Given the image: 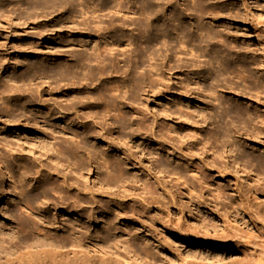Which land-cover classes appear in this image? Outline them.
Masks as SVG:
<instances>
[{
    "label": "rangeland",
    "instance_id": "1",
    "mask_svg": "<svg viewBox=\"0 0 264 264\" xmlns=\"http://www.w3.org/2000/svg\"><path fill=\"white\" fill-rule=\"evenodd\" d=\"M115 1L134 11L128 15L140 27L121 24L128 18L113 11ZM195 2L206 8H195ZM93 7L99 10L92 16ZM139 11L138 0H17L4 7L1 17L14 18L0 32L8 59L0 67V107L6 112L0 116V226L11 223L7 198L12 204L19 190L38 191L32 172L37 151L31 141L42 137V120L68 131L79 129L78 123L65 122L74 116L67 108L75 101L72 93L104 92L98 102L88 100L112 127L114 147L132 157L137 169H125L123 185L103 197V215L84 224L86 255L65 256L66 264H242L247 252L264 263L256 245L264 241V131L258 116L264 115V59L257 39L264 40V0H162L160 5L152 1L144 14ZM175 24L183 27V37ZM222 30L230 46L216 37ZM182 38L187 40L183 45ZM112 40L124 51L116 54L118 59L108 63V54L102 53V62L84 61L64 77L53 73L73 56L91 53L94 42ZM150 65L157 72L174 67L166 83L176 94L158 96L157 84L147 92L144 74ZM10 73L31 79H18L11 87ZM138 75L142 82L133 84ZM112 85L118 90L110 95ZM185 105L192 110L189 118L181 115ZM228 107L237 115L221 117ZM106 108L111 110L105 113ZM200 115L205 117L202 126ZM16 123L20 126L12 128ZM195 138L219 154L217 169L204 165L208 159L203 152L198 155L203 148L200 142L194 145ZM83 142L97 149L103 145L87 137ZM88 154L93 155L82 152L86 160ZM94 160H101L100 154L92 158L93 165ZM190 166L199 167L207 182L194 178ZM108 200L126 208V220L112 219L115 210ZM56 216L61 229L51 228L52 235L64 231L62 215ZM127 253L134 258L124 259Z\"/></svg>",
    "mask_w": 264,
    "mask_h": 264
},
{
    "label": "bare ground",
    "instance_id": "2",
    "mask_svg": "<svg viewBox=\"0 0 264 264\" xmlns=\"http://www.w3.org/2000/svg\"><path fill=\"white\" fill-rule=\"evenodd\" d=\"M16 1L17 0H0V32L2 29H5V23L8 21L11 23L10 20L7 19H10L13 16H6L7 19L2 18L1 16L4 7L6 4H10L13 7L15 6ZM138 1L140 7L139 13L144 14L150 8L152 1H155L157 5H160L162 0ZM121 6L122 4L119 1H115L113 9L114 12L126 15L128 18L126 20L123 19L121 24L128 22L140 27V23L136 21L135 18L128 15L134 11L129 7L122 9ZM194 7L199 10L206 8L205 4L202 2H195ZM96 10H99V8L93 7V10H90L92 16ZM80 23L83 24L85 21L81 20ZM175 27V30H178L183 37V27L179 25H176ZM226 27L227 26L224 25L223 28ZM225 33H227V31L225 32V30H222L220 33L216 34V37L219 38L223 44L229 45L231 41L228 40ZM257 39L260 45V52L264 59V40L261 38ZM186 41V39L182 38L180 44L183 45ZM116 43V40H112L111 42L104 41L102 45L94 42L91 53L88 55L78 54L73 56L74 61L63 65L60 68L58 67L57 70L54 69L55 72L53 70V73H60V76L64 77L68 75L71 69L77 68L78 65L84 63V61L90 62L91 59H99V61L102 62L105 59L104 54L102 53L108 54L110 60H107V62L110 63L111 59H118L116 54L124 53L123 50L116 49ZM124 43L128 45V42L124 41ZM191 49L192 48H190V50ZM177 59H179V57ZM122 60L125 61V58ZM5 64H8L7 47L5 42L0 41V67L3 68ZM11 66H16V63H11ZM116 67L117 66H114L113 68L116 69ZM173 68L172 65H169L167 72L162 69L157 72V69L159 68L150 65L144 74L149 79L147 92H153L156 87L158 89V96L162 94L165 98H169L168 95L176 94L166 83L171 77L169 70ZM38 73H40V71H34L33 75L38 76ZM73 73L74 70H72L71 74ZM154 74L156 75L154 76ZM39 75H41V73ZM140 77V75L136 78L133 77V84L141 83L142 81H138ZM7 79L11 82V87H13L17 84L18 79L23 82L25 79L29 81L31 77L29 75H26V77H17L15 74L10 73ZM189 81L191 82V80ZM159 83L162 85L159 86ZM155 84L157 85L155 86ZM187 84H189V82L185 85ZM2 86L3 83L0 82V87ZM130 88V91L134 89L133 86ZM78 89L80 90V87ZM113 90H118V88L113 85L109 86L107 89L109 92L108 94L112 95L113 93L111 91ZM212 93L213 91L210 92V94ZM104 94L105 93L103 92L101 94L97 93L96 96H92L90 92L86 90H82L81 93H72V99L75 101L70 103L67 108L69 107L74 111V113L72 112L74 116L71 115L72 117L70 116L71 118L69 117L70 119H67L65 122L72 125L78 123L77 125L79 129L76 128L68 131L63 126H55L42 120V137L31 141V144H34L35 150L37 151L36 156L33 154L32 157L37 168L32 172H35L36 175L35 178L38 191L30 193V191L26 192L27 190L24 189L19 190V200H13H16L18 203L12 202V204L15 203V205L11 204L10 200L12 199L7 198V201L10 204L8 205V211L6 213L7 217L11 220V223L6 227L0 226V264H66L68 259H65V256L69 257L68 255H70L76 257V259H81L86 255V252L83 250L85 246V238L83 236L84 224L87 222L93 223V221L97 222V220L100 219V216L103 215L102 203L104 204L105 202L103 197L108 196L109 191L116 190L118 185H123L122 183L125 181L124 178L126 177L125 169H137V163L132 157L125 155L123 151L119 149V146L114 147L115 144L112 141L115 139V136L112 133V127L109 125L106 118L100 116L99 106H92L91 101L88 100L91 98L93 102H98L97 98L100 97L103 99ZM83 99H86V101H83ZM184 108V112L181 115L189 118L188 113H191L192 110L189 105H185ZM80 109H82L81 112H79ZM103 110L105 113H108L111 108ZM235 112L234 109L228 107L223 112H220L219 115L221 117L237 115ZM5 113V109L0 107V116L5 115ZM258 116L260 117V122L263 126L261 129L264 131L263 112H259ZM82 118H88V120L83 121ZM120 118L123 119L122 115ZM200 120L201 124H199V126H202L205 121L204 115H200ZM17 126L20 125L18 123L13 124L12 128H16ZM208 135L206 138L209 137ZM149 136V140L151 138L154 140V134ZM84 137H87L94 143L99 142L103 145L99 149L93 144L87 147L83 142ZM193 142L194 145H197L199 142L201 143V140L195 138ZM158 144L159 141L156 140L155 145ZM5 145L10 148V144L5 143ZM200 145V148L203 149L198 152V155L203 152L208 159V161H206L208 165L204 164L203 162L205 161L200 159L201 164H204L209 168L215 167L217 169L214 158L219 154L216 150H212L210 145H204L203 143ZM85 149L87 150V153L90 151L93 153L92 156L91 154H88L89 157L87 160L82 155V152ZM112 152L118 157L115 158ZM96 154H100L101 160H94L96 164L93 165L92 158L95 159ZM183 163L188 166L186 162ZM232 163L235 165L236 161L232 160ZM24 167L27 169V164H25ZM30 168L32 169V167H29V169ZM188 170L191 171L192 176L198 181L204 183L207 182L205 176L200 173L199 167L190 166L188 167ZM156 171H158L157 168ZM135 182L137 181L135 180ZM50 195L52 197H49ZM2 196L3 194L0 192V199ZM38 199V203L33 208V203ZM107 206L112 207L115 210L112 219L116 220L117 218H122V220H126L128 214L123 212L126 208L119 209L118 207L120 206H116L115 202L109 200ZM132 211L137 217L142 216L139 211ZM58 213L62 215L61 220L63 221L62 228L64 231L57 235H52L49 233L51 228L56 227L58 231L61 229L56 216ZM130 216H133V214ZM258 216L262 217L259 214ZM94 217L96 219H94ZM68 218L70 219L69 221L64 220ZM262 218L264 219V216ZM112 219H106L108 226L111 225ZM24 232H29V234L25 235ZM22 234L24 235L21 237ZM256 245L259 248V251L264 255V241L256 243ZM97 249L100 250V248ZM100 251L105 252V250ZM123 258L131 259L134 258V256L127 253ZM253 258L251 259V254L247 252L243 258L244 262L242 264H264L254 261Z\"/></svg>",
    "mask_w": 264,
    "mask_h": 264
}]
</instances>
